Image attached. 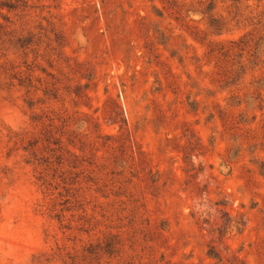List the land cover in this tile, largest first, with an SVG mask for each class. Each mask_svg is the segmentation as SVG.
I'll use <instances>...</instances> for the list:
<instances>
[{"label":"rangeland","instance_id":"1","mask_svg":"<svg viewBox=\"0 0 264 264\" xmlns=\"http://www.w3.org/2000/svg\"><path fill=\"white\" fill-rule=\"evenodd\" d=\"M239 1L215 36L197 0H0V264H264V0ZM46 132L82 165L39 163Z\"/></svg>","mask_w":264,"mask_h":264},{"label":"trees","instance_id":"2","mask_svg":"<svg viewBox=\"0 0 264 264\" xmlns=\"http://www.w3.org/2000/svg\"><path fill=\"white\" fill-rule=\"evenodd\" d=\"M205 2L208 3L207 4L208 6H206L204 9H201L200 11H197V12H199L200 14H202L206 18L207 28L210 29L212 31L211 33H213L215 36L222 35L223 29H225L230 24V22H235L236 25L241 24L242 14L239 13V5H238L240 2L239 0H230V2H231L230 7L233 10H231V11L221 10L220 15H216L213 13L214 10L216 9V6H217L215 0H205V1L197 0V3L199 5H202ZM174 3H177V0H174ZM220 3L223 4L224 0H220ZM179 12H180V9L176 11V14ZM225 12L227 13V15H224ZM262 18L264 19V17H261L257 20L256 23H251V24L256 25V26L260 25V26L264 27V20H261ZM256 19L257 18L253 17L250 19V21L252 20L251 22H253ZM240 43L243 45V47L245 46L246 42H244V38H242L240 40ZM113 120H114L113 123H115L116 120L119 122L122 121L121 117H113ZM121 139H123L121 147L122 148L126 147L131 151V153L136 154V162L134 165L136 167H134L135 170H133V171H139L138 173L144 174L147 167L145 166V157H144L143 153L139 150V148H137L135 143H133L129 140H126L124 138H121ZM43 141L46 142V144H48V145H54V146H58V147H55V149L54 148L50 149L49 151L51 153L46 158H42V157L37 158V156H38L37 149H33L32 154L36 158V160L40 161L39 163L47 164L46 166H51V165L54 166V164H56L57 166H59L58 168H60L65 163H67V166L70 169H76L82 165L81 162L79 161L78 155L70 154L69 157L71 159H65L64 155L61 153L63 150V148L61 146L62 141L55 139L54 136L50 132H46V134L44 135ZM37 143L38 142H35L34 144H32V146H33L32 148H35ZM126 144H128V145H126ZM94 165H95V161H93L92 163H88V166H94ZM137 168H138V170H136ZM150 173H151V171L149 170L146 174L148 175L149 178H152V175H150ZM64 174H65V172H63V175ZM70 175H71V173H68V178L67 179L65 178V180L70 181L69 185L75 184L76 181H73L74 178H71ZM75 178H79V177L76 176ZM193 186L198 190L197 184H193ZM106 248H108V245L106 246ZM87 253L89 255H91L93 253L92 249H87ZM69 258L72 261L71 264H74L75 263L74 258H72V257H69ZM75 259H76V257H75Z\"/></svg>","mask_w":264,"mask_h":264}]
</instances>
